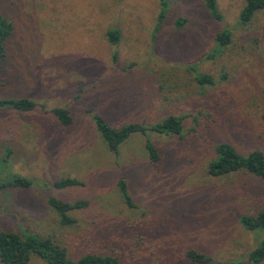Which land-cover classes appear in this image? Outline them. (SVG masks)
<instances>
[{
	"label": "rangeland",
	"instance_id": "374dc122",
	"mask_svg": "<svg viewBox=\"0 0 264 264\" xmlns=\"http://www.w3.org/2000/svg\"><path fill=\"white\" fill-rule=\"evenodd\" d=\"M173 1L154 38L157 0H0V13L16 27L5 68L9 77L1 78L0 98L25 95L46 104L45 109L30 112L0 108V181L18 174L40 183L23 190L0 188V230L19 232L24 227L58 239L72 252V238L84 234L89 217L96 211L109 212L142 223L139 236L147 246L170 241L176 264H194L183 259L185 247L203 250L221 263L243 257L264 236L246 230L237 219L238 212L255 209L256 200L248 193L264 194V182L239 173L210 176L205 167L214 153L208 145L191 157V167L180 175L179 191L164 203L161 196H154L157 186L151 190L154 177L143 136L135 134L121 147L129 158L117 164L83 113L92 108L116 127L179 114L185 117L184 133L196 116L211 125L201 124L194 131L205 132L212 141L224 139V116L229 114V121L241 120L264 138V10L250 26L242 27L238 13L244 0H218L221 21L213 19L200 0ZM177 17L186 20L184 27L175 28ZM110 24L122 29L116 45L104 37ZM223 26L230 29L231 40L217 48L214 36ZM195 73L212 76L214 84L200 87ZM80 85L84 90L78 94ZM56 105L70 108L74 116L70 128L59 125L48 112ZM213 124L219 126L215 132ZM232 131L226 133L230 139L235 138ZM239 135L236 147L246 154L250 135ZM149 137L164 149L171 144L168 136L150 132ZM121 173L129 179L138 209H127L121 201L116 186ZM65 177L83 185H51ZM43 182L50 186H40ZM241 183L250 189L241 191ZM233 189L239 192L229 197ZM223 192L224 205L220 201L218 213L210 218L208 205ZM49 196L67 202L91 200L92 206L72 209L75 223L63 226L47 202ZM256 204L257 208L260 203ZM28 264L46 263L34 256Z\"/></svg>",
	"mask_w": 264,
	"mask_h": 264
},
{
	"label": "trees",
	"instance_id": "16d2710c",
	"mask_svg": "<svg viewBox=\"0 0 264 264\" xmlns=\"http://www.w3.org/2000/svg\"><path fill=\"white\" fill-rule=\"evenodd\" d=\"M157 2L158 10L153 28L154 38L165 25L170 9L174 4L173 0H157ZM200 2L213 19L222 20V14L218 9V0H200ZM262 10H264V0H244V4L238 13V24L242 27L250 26L253 17ZM98 14H100L99 10L96 12V17L99 16ZM185 23L186 20L183 17H177L174 26L179 29L184 27ZM80 24L82 25V23ZM121 31L119 24H110L104 31V37L107 42L116 45L120 40ZM91 32L94 34V28ZM15 35L14 21L0 13V81L5 75L9 77L5 68L10 61L11 54L9 53L12 50L10 46ZM230 40L231 31L226 26H223L214 36L217 48L228 45ZM112 58L115 62L116 54H113ZM194 80L200 87L214 84L212 76L207 74L195 73ZM83 90L82 85L78 86V94ZM261 96L264 100V90ZM38 107L45 109L46 104L25 95L16 98L11 96L0 98V108L3 109L30 112ZM48 112L64 128H70L74 124V116L66 105L53 106ZM83 113L89 117L95 130L105 142L108 151L116 159L117 164L120 162L119 160L124 162L129 158L123 156L121 147L135 134L143 136V147L146 151L148 166L151 175L154 177L151 190L154 189L153 185H156L158 192L154 193V196L159 198L161 196L164 203H167L179 191L180 175L189 170L192 165V158L200 154L202 149L208 145L211 146L214 153L213 158L207 162L205 167L210 176L217 178L239 173L264 182V138L255 133L256 129L251 132L247 124L249 131H246V126L241 120L229 121V114L224 116V139L212 141L205 136V132L197 133V130L194 131L195 127L201 124L206 127L211 125L209 121L204 122L201 119L198 121L196 116L193 127L186 133L194 132L191 133V137H186L187 134L183 132L185 117L179 114H167L149 124L131 120L116 127L106 116L92 108L85 109ZM217 127L219 126L213 124L212 132H215ZM233 129L234 131H232ZM230 130L235 138L230 139L226 135L227 131ZM150 132L170 137V146L166 149L158 146L149 137ZM238 134H240L239 136L250 135L251 145L246 154L239 152L236 147ZM36 184L40 183L16 174L11 179L0 181V188L23 190L38 187ZM51 185L56 188H67L81 186L83 182L76 178L65 177L54 180ZM40 186L45 188L50 185L43 182ZM116 186L125 207L130 210L138 209L130 190L129 179L125 173L118 176ZM239 189L244 192L250 188H247V183H241ZM235 192H239V190L233 189L229 197L235 196ZM256 193L254 191L248 193L256 200L253 204L255 209L251 213L249 211L238 212L237 219L246 230L264 233V194L257 196ZM220 201L224 205V192L223 195H218L208 205L210 218L214 217V212L218 213L216 207ZM47 202L63 226H72L75 223L70 214L72 209H89L92 206L91 200L80 199L67 202L55 196H49ZM256 202L260 203L257 208ZM93 206L99 210L97 205ZM135 222L128 217L113 216L109 212L98 213L96 211L89 217L84 234L81 237L72 238V240L74 239L72 252H69L58 239L50 235H39L24 227L19 228V232L2 229L0 230V262L2 264H28L30 259L35 256L46 264H176L177 256L176 253L172 252L174 249L170 245V241L161 240L162 243L153 247L152 245L147 246L144 236H139L144 226H141L142 223ZM196 230L200 233L202 231L201 226H197ZM164 252L168 255L163 256ZM181 254L183 259L194 264H262L264 263V236L245 256L222 263L195 247H185Z\"/></svg>",
	"mask_w": 264,
	"mask_h": 264
}]
</instances>
